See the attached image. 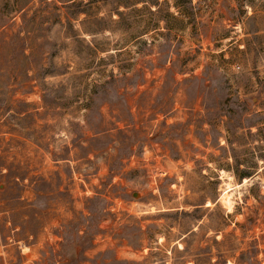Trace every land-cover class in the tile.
Here are the masks:
<instances>
[{
    "label": "rangeland",
    "instance_id": "374dc122",
    "mask_svg": "<svg viewBox=\"0 0 264 264\" xmlns=\"http://www.w3.org/2000/svg\"><path fill=\"white\" fill-rule=\"evenodd\" d=\"M160 1L0 0V264H264V0Z\"/></svg>",
    "mask_w": 264,
    "mask_h": 264
},
{
    "label": "trees",
    "instance_id": "16d2710c",
    "mask_svg": "<svg viewBox=\"0 0 264 264\" xmlns=\"http://www.w3.org/2000/svg\"><path fill=\"white\" fill-rule=\"evenodd\" d=\"M191 0H175V6L177 8H179L181 11H183V9H188V5L190 3ZM118 3L120 6H123L125 9H129V8H133V6H136L137 4H144V6H148L151 7V6H155L157 9H156V12H153V14H156L158 15L159 13H161L160 9H161V5H162V2L160 0H118ZM117 13L118 15L120 16H123L125 15V12L124 11H121L119 10V8H117ZM167 15H171V13H166ZM156 25H155V29H158L159 28V24L160 22H164L166 26H168L167 24V20L164 18V17H160L159 19H157L156 21ZM168 29H170L169 27H167ZM253 125H255L254 123L249 125L250 127H252ZM248 174H243L241 175V177H246Z\"/></svg>",
    "mask_w": 264,
    "mask_h": 264
},
{
    "label": "water",
    "instance_id": "95a60500",
    "mask_svg": "<svg viewBox=\"0 0 264 264\" xmlns=\"http://www.w3.org/2000/svg\"><path fill=\"white\" fill-rule=\"evenodd\" d=\"M134 196L136 197V194H134Z\"/></svg>",
    "mask_w": 264,
    "mask_h": 264
},
{
    "label": "bare ground",
    "instance_id": "6f19581e",
    "mask_svg": "<svg viewBox=\"0 0 264 264\" xmlns=\"http://www.w3.org/2000/svg\"><path fill=\"white\" fill-rule=\"evenodd\" d=\"M230 202V201H229ZM229 207H231V206H229ZM229 209V208H228Z\"/></svg>",
    "mask_w": 264,
    "mask_h": 264
}]
</instances>
